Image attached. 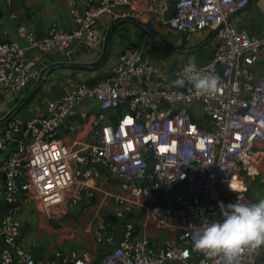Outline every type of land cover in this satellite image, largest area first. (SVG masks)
Here are the masks:
<instances>
[{
	"label": "built area",
	"instance_id": "built-area-1",
	"mask_svg": "<svg viewBox=\"0 0 264 264\" xmlns=\"http://www.w3.org/2000/svg\"><path fill=\"white\" fill-rule=\"evenodd\" d=\"M1 1L17 21L14 0ZM158 1L161 20L186 40L203 31L218 37L210 60L188 61L178 72L194 64L218 77L217 90L197 95L188 82L170 88L160 68L131 43L111 79L72 86L50 99L45 113L6 116L0 128V264H226L221 255L193 250L192 241L223 218L227 204L253 203L254 185L264 183V35L234 21L251 0H174L176 13L170 17L164 15L167 0ZM67 3L78 27L55 22L39 37L20 23L23 44L0 41V95H15L40 79L31 52L65 51L74 41L95 46L103 39L101 15L139 16L133 0ZM88 100L98 102L96 112L78 110ZM111 112L118 114L115 124ZM77 115L79 123L71 126L75 135L64 141L62 128ZM87 123L93 141L79 135ZM100 168L119 186L114 198L122 236L116 239L100 222L94 237L108 246L105 252L64 251L58 244L49 255L37 256L30 236L23 237L25 208L34 207L62 229L61 218L95 196L97 188L89 182L101 177ZM136 210L167 231L159 247L139 235L131 217ZM235 264H264V246L245 250Z\"/></svg>",
	"mask_w": 264,
	"mask_h": 264
},
{
	"label": "crops",
	"instance_id": "crops-1",
	"mask_svg": "<svg viewBox=\"0 0 264 264\" xmlns=\"http://www.w3.org/2000/svg\"><path fill=\"white\" fill-rule=\"evenodd\" d=\"M132 6L139 16L116 19H112L106 14L100 16L98 24L102 30L103 39L97 45L92 46L96 49L74 41L65 51L47 54L31 52L30 56L35 58L42 71L40 79L32 80L27 85L29 89L25 95L20 94L21 91L12 96L0 95V109L4 110L8 103L17 99V104L6 116L11 115L18 105L32 91H35L15 116L28 118L45 113L48 101L60 97L72 86L79 83L94 84L98 81L111 79L113 68L118 63L123 49L131 43H137L143 54L160 68L162 76L170 88H179V86H173L172 81L180 75L178 72L184 63L188 61L205 63L211 59L219 43V39L214 33L203 31L193 39L186 40L183 35L172 30L161 20L158 0H133ZM13 9L19 12L17 21L11 19L6 5L0 0V17L4 14L16 31L20 23L27 25L39 37L47 35L50 26L55 22L66 29L78 27L70 14L67 0H14ZM127 9L123 8L122 11ZM174 10V0H167L164 15L170 17ZM234 21L239 27L246 28L252 34L263 36L264 0H251L245 10L234 17ZM167 34H172L174 38L171 41L167 40L165 38ZM10 38L11 35L0 27V41ZM103 56H106L105 59H102ZM45 75L43 84L39 89H36ZM29 102L26 109H23ZM97 109L98 102L95 100L85 101L78 108L79 111L89 110L90 112H96ZM114 114L111 112L110 116L112 117ZM5 119L6 117L1 119L0 128ZM78 123V115L72 116L67 121L61 131V138L64 141L71 140L75 135L71 126ZM79 130L80 136L94 140V131L90 123L81 125ZM100 170L101 177L89 182L90 186L97 188L93 190L95 196L91 199L85 198L61 218L63 228L53 227L51 232L53 239L51 242H45L43 249L50 253L53 247L59 244V247L64 248V251L72 249L81 251L88 248L93 252L101 250L105 252L108 246L97 244L95 237L94 240L92 237L100 222L105 223L108 229L115 233L116 239L122 236L123 230L120 237H117L119 226L123 223L120 218L116 217L117 203L114 198L119 191V186L103 168ZM254 186V193L258 190L261 191L258 183ZM253 197L255 196L253 195ZM28 208L35 209L32 206H28ZM25 214L29 220L27 223L32 225L35 215L32 211ZM131 217L136 223L139 235L148 237L149 246L159 247L162 244L167 231L148 221L142 211H134Z\"/></svg>",
	"mask_w": 264,
	"mask_h": 264
},
{
	"label": "clouds",
	"instance_id": "clouds-1",
	"mask_svg": "<svg viewBox=\"0 0 264 264\" xmlns=\"http://www.w3.org/2000/svg\"><path fill=\"white\" fill-rule=\"evenodd\" d=\"M186 82L194 86L197 95L212 94L217 90L218 77L211 72L201 73L189 63L172 85L183 87ZM261 246H264V199L227 204L223 218L195 234L192 241L193 250L208 256L221 255L226 264H235L242 252Z\"/></svg>",
	"mask_w": 264,
	"mask_h": 264
},
{
	"label": "rangeland",
	"instance_id": "rangeland-1",
	"mask_svg": "<svg viewBox=\"0 0 264 264\" xmlns=\"http://www.w3.org/2000/svg\"><path fill=\"white\" fill-rule=\"evenodd\" d=\"M165 27H166V25H165ZM165 38L167 40L171 41L174 38V36L172 34H167L165 36ZM28 89H29L28 87L27 88L25 87L24 89L21 90L20 94L25 95L27 93ZM17 101H18L17 99H14L5 106L6 108L4 110L0 109V121H1V119H3V117H6L7 113L10 112L11 109L17 104ZM30 102L23 109H26V107L30 104ZM255 181L257 182V179ZM257 183H258L259 189H261V191L258 190L255 193L253 191H251V195L255 196V197H253V203L258 202L261 199H264V183H260V182H257ZM31 209L32 208L27 207L24 210V214L28 213L29 211H32V213L35 215V217H34L35 221L32 223V225L28 224V223L24 225V228H23L24 240H25L26 236H30L31 244L32 243L36 244L35 248L31 244H30V246L33 249H36L37 252L41 251L43 254L49 255L50 254L49 251L43 249V245L47 241L48 242L52 241L53 235L51 232L53 230V227H57V226L53 222L47 221L45 219V217L43 215H41V213L37 209H34V210H31ZM122 230H123V225L120 224L119 231L117 232V237H120ZM92 237L94 240V235ZM61 249H64V248H61Z\"/></svg>",
	"mask_w": 264,
	"mask_h": 264
},
{
	"label": "water",
	"instance_id": "water-1",
	"mask_svg": "<svg viewBox=\"0 0 264 264\" xmlns=\"http://www.w3.org/2000/svg\"><path fill=\"white\" fill-rule=\"evenodd\" d=\"M176 13V9L174 10V12L172 13V16ZM0 27L2 29H4L7 33H9L11 35V39L19 42L20 44H23L22 41L18 38L17 36V31L11 26V24L9 23V20L8 18L2 14V16L0 17ZM82 45L86 46V47H89L91 48L92 46H89L88 44L86 43H82ZM96 49L95 47H92V49ZM46 78V75L41 79L40 81V84L37 86L36 89H39L41 87V85L43 84L44 80ZM35 91H32L26 98L24 101H22L18 107L13 111V113H11V115L8 117V118H12L14 117L18 112L19 110L25 105V103L28 101V99L34 94ZM111 120H112V123H116L117 120H118V114L115 113L114 115H112L111 117ZM5 210V208H4ZM29 220H27L28 222Z\"/></svg>",
	"mask_w": 264,
	"mask_h": 264
},
{
	"label": "trees",
	"instance_id": "trees-1",
	"mask_svg": "<svg viewBox=\"0 0 264 264\" xmlns=\"http://www.w3.org/2000/svg\"><path fill=\"white\" fill-rule=\"evenodd\" d=\"M105 57H106V56H105ZM105 57L103 56L102 59H103V58L105 59ZM9 116H10V115H8L7 117H9ZM1 121H2V120H1ZM1 121H0V122H1ZM25 224H27V223H25ZM41 255H42V252H41V251H38V252H37V256H41Z\"/></svg>",
	"mask_w": 264,
	"mask_h": 264
}]
</instances>
